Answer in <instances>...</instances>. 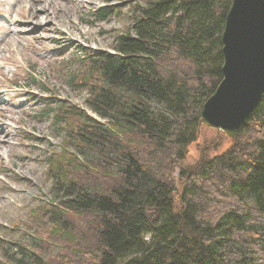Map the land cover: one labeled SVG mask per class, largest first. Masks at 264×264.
Listing matches in <instances>:
<instances>
[{
  "label": "trees",
  "instance_id": "1",
  "mask_svg": "<svg viewBox=\"0 0 264 264\" xmlns=\"http://www.w3.org/2000/svg\"><path fill=\"white\" fill-rule=\"evenodd\" d=\"M230 3L130 1L131 28L115 38L113 52L88 53L89 70L69 77L89 90L87 104L106 122L64 101L46 110L54 128L65 130L61 152L47 158L53 196L47 215L62 237L77 235L67 226L69 214L95 217L82 264H264V95L240 133L248 140L246 152L221 156L222 176H228L222 184L238 206L215 222L196 219L202 206L191 202L174 211L172 189L122 142L136 132L157 148L171 144L179 155L195 140L203 104L222 78L221 35ZM121 7L108 4L92 15L107 21L120 16ZM174 56L189 67L166 77L159 67ZM67 161L88 177L112 172L116 182L104 187L93 177L90 184L73 179L61 164ZM19 251V258L5 251L0 264H52L38 253L29 263Z\"/></svg>",
  "mask_w": 264,
  "mask_h": 264
},
{
  "label": "rangeland",
  "instance_id": "2",
  "mask_svg": "<svg viewBox=\"0 0 264 264\" xmlns=\"http://www.w3.org/2000/svg\"><path fill=\"white\" fill-rule=\"evenodd\" d=\"M130 1L133 0H0L1 263H6L5 251L9 257L19 258V247L29 263H35V253L49 258L52 264H82L85 259L82 251L87 249L86 239L95 235V217L69 214L67 226L77 235L62 237L47 215L53 198L47 158L61 152L65 130L55 129L52 117L48 118L45 112L64 101L106 122L87 104L89 90L73 86L69 77L78 70H89L88 53L113 52L115 38L131 28ZM30 4L37 15L27 19L24 14ZM108 4H120V16L96 21L92 14ZM172 57L159 67L166 77L189 67V63ZM245 124L233 148L235 140L205 123L199 124V120L195 140L184 144L179 155L171 144L157 148L136 132L122 137V142L138 151L172 189L174 211L191 202L202 206L196 219L215 222L238 206L234 197L229 196L228 183L222 184L221 179L227 181L228 176H222L221 156L231 151L234 156L242 148L246 152L248 140L240 134ZM71 149L75 152V148ZM79 156L81 162L87 160L86 156ZM61 164H68L71 178L88 184L92 181L89 177L104 187L116 182L112 172L104 175L98 171L88 177L75 164Z\"/></svg>",
  "mask_w": 264,
  "mask_h": 264
},
{
  "label": "water",
  "instance_id": "3",
  "mask_svg": "<svg viewBox=\"0 0 264 264\" xmlns=\"http://www.w3.org/2000/svg\"><path fill=\"white\" fill-rule=\"evenodd\" d=\"M222 80L199 124L235 140L264 95V0H233L221 35Z\"/></svg>",
  "mask_w": 264,
  "mask_h": 264
},
{
  "label": "bare ground",
  "instance_id": "4",
  "mask_svg": "<svg viewBox=\"0 0 264 264\" xmlns=\"http://www.w3.org/2000/svg\"><path fill=\"white\" fill-rule=\"evenodd\" d=\"M35 1H37V0H35ZM232 1L233 0H231V3H230V6H231V4H232ZM34 2V1H33ZM33 2H31V3H33ZM230 6H229V9H230ZM228 9V10H229ZM26 14H24L25 16H26V18L27 19H30V18H33V17H35L36 15H37V12H36V10L33 8V5L32 4H30V6L29 7H27V12H25ZM39 25V24H38ZM221 74H222V71H221ZM222 78H223V76H222ZM222 78H221V80H222ZM221 80H220V82H221ZM219 82V83H220ZM254 113V112H253ZM252 113V114H253ZM252 114H251V116H252ZM248 121V120H247ZM2 133L3 132H1L0 131V136L2 135ZM1 138H3V137H1Z\"/></svg>",
  "mask_w": 264,
  "mask_h": 264
}]
</instances>
